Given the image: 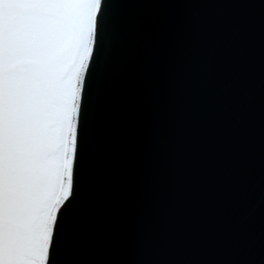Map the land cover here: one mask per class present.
<instances>
[{"label": "water", "instance_id": "obj_1", "mask_svg": "<svg viewBox=\"0 0 264 264\" xmlns=\"http://www.w3.org/2000/svg\"><path fill=\"white\" fill-rule=\"evenodd\" d=\"M105 13L52 264H264V0Z\"/></svg>", "mask_w": 264, "mask_h": 264}, {"label": "snow or ice", "instance_id": "obj_2", "mask_svg": "<svg viewBox=\"0 0 264 264\" xmlns=\"http://www.w3.org/2000/svg\"><path fill=\"white\" fill-rule=\"evenodd\" d=\"M106 0H0V264H52Z\"/></svg>", "mask_w": 264, "mask_h": 264}]
</instances>
